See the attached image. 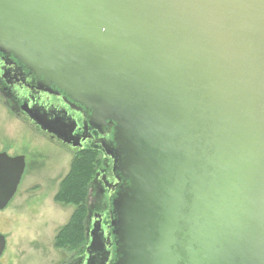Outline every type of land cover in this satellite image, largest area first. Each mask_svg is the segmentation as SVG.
I'll list each match as a JSON object with an SVG mask.
<instances>
[{"label":"water","instance_id":"95a60500","mask_svg":"<svg viewBox=\"0 0 264 264\" xmlns=\"http://www.w3.org/2000/svg\"><path fill=\"white\" fill-rule=\"evenodd\" d=\"M0 57L109 127L86 264L106 244L113 264H264V0H0ZM23 109L85 149L75 120ZM25 170L0 151V211Z\"/></svg>","mask_w":264,"mask_h":264},{"label":"rangeland","instance_id":"374dc122","mask_svg":"<svg viewBox=\"0 0 264 264\" xmlns=\"http://www.w3.org/2000/svg\"><path fill=\"white\" fill-rule=\"evenodd\" d=\"M1 65V63H0ZM17 103L0 90V151L11 156L24 155L26 170L18 191L9 205L0 211V233L6 236L4 264H77L84 250H69L56 244L61 228L76 207L55 200L60 183L71 169L76 148L54 140L38 129L25 114L14 112ZM90 148L97 149L93 145ZM99 150V149H97ZM99 162L89 176L88 239L95 213L110 214L109 191L101 176H112V159L99 150ZM105 173V174H104ZM87 243V241H86Z\"/></svg>","mask_w":264,"mask_h":264},{"label":"flooded vegetation","instance_id":"af4514ba","mask_svg":"<svg viewBox=\"0 0 264 264\" xmlns=\"http://www.w3.org/2000/svg\"><path fill=\"white\" fill-rule=\"evenodd\" d=\"M0 63H1L0 65V90L3 89L4 95H6L9 99L17 103V105L14 106L13 108L16 115L21 116L22 114H25L27 119L30 120L32 123H34L37 126V128L40 130L42 129L34 121H32L30 117L26 114V112L24 111L23 109L24 105H29L32 108H39L42 111H46L47 113H49L50 118L62 117L64 118L65 121H68L70 119L75 120L77 122V134L83 135L87 139L85 143V149L88 148L90 145H93L94 147H96L99 150H102L103 152V148L99 143H97V140H100L103 138H107V139L111 138V136L107 134L109 127L100 128L96 126V127H93V129L89 128L88 130H86V132H84V129H83L84 120L86 118L84 111H81L79 109L72 107L71 103L64 98L63 93L61 92L57 93V90H58L57 88L52 87L54 89V92L52 93L44 89H38L36 87L37 80H34V83H32V77L28 75V71L24 67L20 70H17L16 65H7L1 57H0ZM49 135L51 136L52 139L59 140L55 138L54 136H52L51 134ZM112 163H113V160H112ZM103 176H101V178L105 182L109 181L111 183H115L117 181L114 173L112 174L111 177H108V178H105V177L103 178ZM107 190L109 191V197L112 196L113 194L112 190L109 188H107ZM109 210L110 208L108 209V213H109ZM109 224H110V216L108 218V214L105 213L102 225H103V229H105L107 232L110 231L107 229ZM105 236H107V233ZM89 241H90V236L88 237L87 243L85 246L84 258L81 263H77V264H86V261L88 258L87 244L89 243ZM105 247H106V250L109 251V254L105 251L104 253H98V252L94 253L96 256L94 261L98 264H102V263L103 264H113V261L115 258L114 249L109 244H106ZM4 253L0 259L1 261L3 260ZM108 257H109V260L107 261Z\"/></svg>","mask_w":264,"mask_h":264},{"label":"trees","instance_id":"16d2710c","mask_svg":"<svg viewBox=\"0 0 264 264\" xmlns=\"http://www.w3.org/2000/svg\"><path fill=\"white\" fill-rule=\"evenodd\" d=\"M78 152L80 153L74 158L71 169L60 183L55 197L58 203L76 207L69 222L61 228L56 240L57 246L71 251L82 250L86 246L90 188L88 175L97 166L100 156L99 150L90 147Z\"/></svg>","mask_w":264,"mask_h":264},{"label":"bare ground","instance_id":"6f19581e","mask_svg":"<svg viewBox=\"0 0 264 264\" xmlns=\"http://www.w3.org/2000/svg\"><path fill=\"white\" fill-rule=\"evenodd\" d=\"M17 90V89H16Z\"/></svg>","mask_w":264,"mask_h":264}]
</instances>
